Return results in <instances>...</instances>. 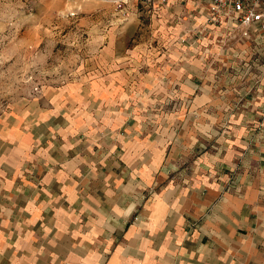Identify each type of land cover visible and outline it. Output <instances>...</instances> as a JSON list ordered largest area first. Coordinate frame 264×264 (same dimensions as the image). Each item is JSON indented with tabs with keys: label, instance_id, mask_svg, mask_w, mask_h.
<instances>
[{
	"label": "crops",
	"instance_id": "0c3cea01",
	"mask_svg": "<svg viewBox=\"0 0 264 264\" xmlns=\"http://www.w3.org/2000/svg\"><path fill=\"white\" fill-rule=\"evenodd\" d=\"M112 59L0 128V264H264V119L209 131L204 95L150 117Z\"/></svg>",
	"mask_w": 264,
	"mask_h": 264
},
{
	"label": "rangeland",
	"instance_id": "374dc122",
	"mask_svg": "<svg viewBox=\"0 0 264 264\" xmlns=\"http://www.w3.org/2000/svg\"><path fill=\"white\" fill-rule=\"evenodd\" d=\"M243 31L231 22L213 25L201 0H0V128L36 115L54 91L91 69H117L122 62L112 58L119 54L132 57L129 100L145 115L204 95L215 115L209 131H222L236 112L262 121L264 27ZM163 53L177 57L171 91L167 75L159 82L156 72L168 62L156 60Z\"/></svg>",
	"mask_w": 264,
	"mask_h": 264
},
{
	"label": "built area",
	"instance_id": "2783aa9c",
	"mask_svg": "<svg viewBox=\"0 0 264 264\" xmlns=\"http://www.w3.org/2000/svg\"><path fill=\"white\" fill-rule=\"evenodd\" d=\"M161 4L167 0H152ZM207 4L208 21L213 25L231 22L244 26L243 34L250 27H264V0H201ZM119 6L121 4H118ZM264 54V49H263Z\"/></svg>",
	"mask_w": 264,
	"mask_h": 264
}]
</instances>
